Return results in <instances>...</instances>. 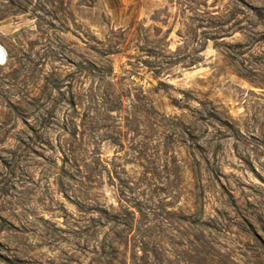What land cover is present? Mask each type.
Listing matches in <instances>:
<instances>
[{
	"label": "rangeland",
	"instance_id": "1",
	"mask_svg": "<svg viewBox=\"0 0 264 264\" xmlns=\"http://www.w3.org/2000/svg\"><path fill=\"white\" fill-rule=\"evenodd\" d=\"M0 264H264V0H0Z\"/></svg>",
	"mask_w": 264,
	"mask_h": 264
},
{
	"label": "bare ground",
	"instance_id": "2",
	"mask_svg": "<svg viewBox=\"0 0 264 264\" xmlns=\"http://www.w3.org/2000/svg\"><path fill=\"white\" fill-rule=\"evenodd\" d=\"M6 62V52L5 50L0 46V65L5 64Z\"/></svg>",
	"mask_w": 264,
	"mask_h": 264
},
{
	"label": "water",
	"instance_id": "3",
	"mask_svg": "<svg viewBox=\"0 0 264 264\" xmlns=\"http://www.w3.org/2000/svg\"><path fill=\"white\" fill-rule=\"evenodd\" d=\"M2 47V46H1ZM3 48V47H2ZM4 49V48H3ZM5 50V49H4ZM6 52V51H5ZM6 57H7V53H6Z\"/></svg>",
	"mask_w": 264,
	"mask_h": 264
}]
</instances>
